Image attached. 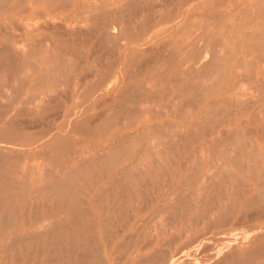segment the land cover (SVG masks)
Listing matches in <instances>:
<instances>
[{
	"label": "rangeland",
	"instance_id": "obj_1",
	"mask_svg": "<svg viewBox=\"0 0 264 264\" xmlns=\"http://www.w3.org/2000/svg\"><path fill=\"white\" fill-rule=\"evenodd\" d=\"M0 37V264H264V0H0Z\"/></svg>",
	"mask_w": 264,
	"mask_h": 264
},
{
	"label": "bare ground",
	"instance_id": "obj_2",
	"mask_svg": "<svg viewBox=\"0 0 264 264\" xmlns=\"http://www.w3.org/2000/svg\"><path fill=\"white\" fill-rule=\"evenodd\" d=\"M83 2H84V1H83ZM86 4H87V3H86ZM84 6H85V5H84ZM112 12H113V11H112ZM107 17H108V16H107ZM107 17H106V19H107ZM104 21H107V20H104ZM104 21H100V22H98V23H101V22H104ZM105 23H106V22H105ZM110 23H111V20H110ZM70 24H72V23H70ZM26 25H27V23H26ZM26 25H25V28H26ZM65 25H66V23H65L63 26H65ZM98 25H100V24H98ZM101 25H102V23H101ZM101 25H100V26H101ZM105 25H108V23H107V24H104V27H105ZM20 26H21V25H20ZM66 26H67V25H66ZM68 26H69V25H68ZM68 26H67V28H68ZM117 26H118V25L115 24V23L109 24V26H108L109 29L107 28V29H108V34L110 35V33H111V34L116 33L117 30L114 32V29H116ZM96 27H98V26H96ZM13 28H14V26H13ZM29 28H30V27H29ZM64 28H65V27H64ZM71 28H72V27H71ZM100 28H101V27H100ZM20 29H21V27H20ZM75 29H76V27H75ZM79 29H80V28H79ZM17 30H18V29H17ZM23 30H24V28H23ZM25 30H26V29H25ZM64 30H65V29H64ZM76 30H78V29H76ZM80 30H81V29H80ZM95 30H96V28H95ZM109 30H110V31H109ZM7 31H8V30H7ZM15 31H16V30H15ZM27 31H29V30L27 29ZM66 31H67V30H66ZM66 31H64V32H66ZM68 31H69V30H68ZM97 31H98V30H97ZM9 32H10V31H9ZM12 32H13V31H12ZM20 32H21V30H20ZM24 32H26V31H24ZM70 32H71V33H68V34H72V35H73L74 31H70ZM72 32H73V33H72ZM81 32H82V30H81ZM81 32H79V31L77 32V31H76V34H79V35H80ZM109 32H110V33H109ZM104 33L107 34L106 31H105ZM104 33H103V35H104ZM5 34H6V33H5ZM10 34H11V33H10ZM16 34H17V33H16ZM19 34H20V33H19ZM108 34H107L106 36H108ZM119 34H120V33H119ZM138 34H139V33H138ZM14 35H15V34H14ZM64 35H65V34H64ZM79 35H77V36H79ZM115 35H116V34H115ZM4 36H5V35H4ZM17 36H19V35H17ZM21 36H22V34H21ZM73 36H74V35H73ZM116 36H117V35H116ZM119 36H120V35H119ZM111 37H112V35H111ZM117 37H118V36H117ZM128 37H129V36H128ZM132 37H133V36H132ZM0 38H1V37H0ZM5 38H6V37H5ZM14 38H15V37H14ZM18 38H19V37H17V39H18ZM23 38H25V37H23ZM10 39H11V38H10ZM25 39H26V38H25ZM110 39H112V38H110ZM110 39H108V40L110 41L109 43L114 44V43L112 42V40H110ZM128 39H129V38H128ZM133 39H134V38H133ZM6 40H7V39H6ZM20 40H21V39H20ZM129 40H132V39H129ZM4 41H5V40H4ZM17 41H18V40H17ZM27 41H28V40H27ZM23 43H24V42H22V44H23ZM26 43H27V42H26ZM28 43H29V41H28ZM24 44H25V43H24ZM4 45H5V43H4ZM4 45H3V46H4ZM12 45H13L12 47H14L13 49H15V52H17V51H19V53L22 52V51L20 50L21 48L17 46V45H21V44H18V42H17L16 45H15V43H12ZM25 45H26V44H25ZM114 45H115V44H114ZM138 45H139V44H138ZM7 46H9V44H8ZM7 46H4V47H7ZM10 46H11V45H10ZM22 46H23V45H22ZM27 46H28V44H27ZM186 46H189V45H186ZM9 48H10V47H9ZM9 48H7V49H9ZM23 48H24V47H23ZM11 50H12V49H10V51H11ZM23 50H24V49H23ZM5 51H6V50H5ZM7 51H8V50H7ZM15 52H14V53H15ZM8 53H9V52H8ZM11 53H12V52H11ZM24 53H25V52H24ZM22 54H23V52H22L20 55H22ZM9 55H10V54H9ZM9 55H8V56H9ZM12 55H13V54H12ZM18 55H19V54H18ZM10 57H11V55H10ZM13 57H14V56H13ZM1 65H2V64H1ZM61 66H62V64H61ZM0 67H2V66H0ZM60 68H61V67H60ZM50 73H52V72H50ZM48 74H49V73H48ZM82 78H83V77H82ZM82 78H81V80H82ZM83 79H84V78H83ZM93 79H94V78H93ZM81 80L79 79L78 81H81ZM92 81H93V80H92ZM95 81H96V80H95ZM37 82H38V81H37ZM83 82H84V80H83ZM83 82H82V83H83ZM89 83H90V82H89ZM94 83H95V82H94ZM96 83H97V82H96ZM91 84H93V82H92ZM91 84H89L88 86H90ZM7 86H8V85H6V87H7ZM92 86H93V85H92ZM2 87L4 88L5 86H2ZM2 87H1V89H2ZM10 88H11V87H9L8 89L6 88V89L8 90L7 92H9V91L11 90ZM44 88H45V87H44ZM90 88H91V87H90ZM1 89H0V97H4L3 94H7V93H5L6 91L3 92V91H2L3 89H2V90H1ZM9 89H10V90H9ZM95 89H96V88H95ZM96 90H97V89H96ZM2 92H3V94H1ZM10 92H12V91H10ZM10 92H9V93H10ZM46 92H48V91H46ZM46 92H45V93H46ZM49 92H50V91H49ZM9 93H8V95H9ZM45 93H44V92H43V93L40 92V94H42V95L45 96V97H44V100H45V98H46L47 95L51 97V96L53 95L54 91L52 92V95H51V93H50V95H49V93H47V95H46ZM38 94H39V93H38ZM54 94H56V93H54ZM57 94H58L57 96L59 97V96H60L59 93H57ZM8 95L6 96V100H8V99L10 98ZM42 95H41V96H42ZM91 95H92V94H91ZM10 96H11V94H10ZM37 96H38V95H37ZM57 96H56V97H57ZM7 97H8V98H7ZM35 97H36V96H33V98H32V96H31L32 99H35ZM52 97H55V95H53ZM41 98H42V97H41ZM0 99H2V98H0ZM32 99H31V101H30V99H28V100L30 101V103H32V104L34 105V107H36V105H37L39 102H41V101L43 100V98L40 100L39 97H38V99H39L40 101L38 100V103L35 105V102H34L35 100H32ZM52 99H53V98H52ZM2 100H3V99H2ZM47 100H50V99H47ZM0 101H1V100H0ZM4 101H5V98H4ZM29 101H28V102H29ZM45 101H46V100H45ZM1 102H2V101H1ZM1 102H0V105H1ZM233 102H236V101H233ZM6 103H7V102H6ZM8 104H9V103H7L6 106H7ZM2 105H3V104H2ZM3 106H5V104H4ZM37 106H39V104H38ZM4 127H6V126H4ZM7 129H8V128H7ZM14 137H15V135H14ZM226 155H227V154H226ZM92 157H93V156H92ZM224 157H227V156H224ZM97 158H98V157H97ZM0 159H1V160L3 159V155L1 156ZM91 159H92V158H91ZM93 159H94V158H93ZM1 160H0V161H1ZM2 161H3V160H2ZM91 161H92V160H91ZM94 161H95V159H94ZM96 162H97V161H96ZM91 163H92V162H91ZM71 164H72V163H71ZM95 164H96V163H95ZM22 165H23V164H22ZM88 165H90V163H89ZM14 166H15L14 168L18 167V166H16V165H14ZM71 166H73V165H71ZM85 166H86V165H85ZM20 167H21V166H20ZM22 167L25 168L26 165L24 164V166H22ZM34 167H35V166H34ZM34 167H33V168H34ZM38 167H39V166H38ZM75 167H77V166H75ZM75 167H73L72 169H74ZM87 167H88V166H87ZM24 168H23V169H24ZM81 168H82V167H81ZM81 168H80V169H81ZM128 168H129V167H128ZM262 168H263V167H262ZM12 169H13V168H12ZM12 169L10 170L11 172H9V173H12V172H13ZM17 169H18V168H17ZM17 169H16V170H17ZM19 169H21V168H19ZM26 169H27V168H26ZM77 169H78V167H77ZM77 169L75 168L74 171L72 170V173H73V172H76ZM121 169H122V167H121ZM16 170H14V174L16 173V172H15ZM21 170H22V169H21ZM35 170H36V169H35ZM35 170L33 171L34 173H36ZM40 170H41V169H40ZM70 170H71V169H70ZM82 170H83V169H82ZM18 171H19V170H18ZM18 171H17L16 174H18ZM126 171H127V170H126ZM129 171H130V172H129ZM129 171H128V172L131 173V167L129 168ZM25 172H26V171H25ZM37 172H38V171H37ZM65 172H66V171H65ZM65 172H64V173H65ZM67 172H68V170H67ZM67 172H66V173H67ZM70 172H71V171H70ZM132 172H134L133 174H135V171H132ZM140 172H141V171H140ZM21 173H22V171H21ZM21 173H20V175H21V178H22V174H21ZM38 173H40V172H38ZM41 173H42V171H41ZM72 173H71V174H72ZM117 173H119V172L117 171ZM129 173H126V175H128ZM32 174H33V173H32ZM121 174H123V173H121ZM133 174H132V175H133ZM251 174H252V173H251ZM20 175H19V176H20ZM67 175H68V174H67ZM67 175H65V177H66V178H69ZM73 175H75V173H73ZM77 175H78V174H77ZM77 175H76V176H77ZM119 175H120V173H119ZM124 175H125V173L122 175V177H119V178H122V179H123V176H124ZM136 175H137V172H136ZM136 175H135V176H136ZM252 175H253V174H252ZM17 176H18V175H17ZM17 176H16V178H17ZM24 176L26 177V175H24ZM40 176H41V174H40ZM128 176H130V175H128ZM128 176H127V178L129 179ZM204 176H205V175H204ZM11 177L14 178V176H11ZM36 177H39V176H36ZM62 177H63V176H62ZM71 177H72V176H71ZM71 177H70V178H71ZM202 177H203V175H202ZM202 177H201V179L203 180ZM13 178H12V179H13ZM57 178H58L59 180H61V179L59 178V176L56 177L55 179H57ZM76 178L80 179V177H76ZM119 178H116V180H119ZM209 178H210V177H209ZM16 180H17V179H16ZM71 180H72V179H71ZM120 180H121V179H120ZM120 180H119V181H120ZM19 181H20V180H19ZM19 181L17 180L18 185H19ZM63 181H64V179H63ZM63 181H61V182L59 183V184L62 183L60 186H59L58 183H55V185H53V184L50 185L49 188L57 189V188H59V187H61V186L64 185V184H63V183H64ZM66 181H68V180H66ZM73 181H74V180H72V182H73ZM112 181H113V180H112ZM114 181H115V180H114ZM121 181H122V180H121ZM200 181H201V180H200ZM17 182H16V183H17ZM74 182H75V181H74ZM78 182H79V180H78ZM126 182H127V180H126ZM204 183H205V181H204ZM262 183H263V182H262ZM18 185H17V186H18ZM66 185H67V182H65V186H66ZM123 185H124V184H123ZM258 185H259L258 188H261V187H262V186L260 187V184H258ZM262 185H263V184H262ZM15 186H16V185H15ZM15 186H13L14 188L17 189V190H16L17 192L15 191V193H16V195H19V196H20V194H19L20 191H19V193H18V190L20 189V187L18 186V188H19V189H18L17 186H16V187H15ZM43 186H45V185H43ZM43 186H42V187H39L38 189H36V191H32V192H37L38 195H39V193H40V194L43 193L42 191L45 190L44 188H46L45 191L48 190V192H49V188H47L48 186H45V187H43ZM69 186H70V185H69ZM124 186H125V185H124ZM201 186H202V185H201ZM201 186H199L200 188H199V187H198V188L201 189ZM250 186H251V185H250ZM10 187H11V186H10ZM22 187H23L22 189H24V186H22ZM263 187H264V186H263ZM263 187H262V188H263ZM1 188H2V187H1ZM250 188H252V187H250ZM256 188H257V187H256ZM12 189H13V188H12ZM61 189H62V187H61ZM58 190H59V189H58ZM256 190H258V189H256ZM256 190H255V192L257 193ZM263 190H264V189H263ZM51 191H52V190H51ZM56 191H57V190H56ZM56 191H55V192H56ZM62 191H63V190H62ZM68 191H69V190H68ZM70 191H72V192H70V193H68V194L71 195V193H73V190H72L71 187H70ZM74 192H75V191H74ZM242 192H244V193L246 192V193H247V192H249V190H248V191H245V189H244V191H242ZM250 192H251V191H250ZM261 192L264 193V191H261ZM261 192H260V193H261ZM1 193H3V192L0 191V194H1ZM17 193H18V194H17ZM24 193H25V192H24ZM24 193H23V194H24ZM57 193H59V192L57 191ZM63 193H64V192H63ZM256 193H255V194H256ZM46 194H47V192H45V195H46ZM76 194H77V193H76ZM8 195H9V194H8ZM8 195H7V197H8ZM10 195H12V198L15 196V194H10ZM45 195H44V197H45ZM55 195H56V194H55ZM70 195H69V196H70ZM74 195H75V194H74ZM237 195H238V194H237ZM240 195H241V193H240ZM253 195H254V194H253ZM34 196H35V198H34L35 200L38 199V198H37V197H38L37 195H34ZM50 196H51V195H50ZM50 196H49V197H50ZM60 196H62V194H60ZM71 196H72V195H71ZM75 196H76V195H75ZM231 196H233V197H232V198H233V201H235V199H237V198L234 199V195H231ZM241 196H242V195H241ZM255 196L257 197V200H255ZM260 196H261V194H258V196H257V194H256V195L253 196L254 198H253L252 200H255V202L258 201V200H259L258 198H259ZM1 197H2V196H0V198H1ZM41 197H42V196H41ZM44 197H43V198H44ZM49 197H48V198H49ZM65 197H66V195H65ZM9 198H10V197H9ZM18 198H19V197H18ZM71 198H73V197H71ZM75 198H77V197H75ZM251 198H252V197H249V199H251ZM263 198H264V197H263ZM2 199H4V198L2 197ZM13 199H14V198H13ZM13 199H12V200H13ZM39 199H40V198H39ZM39 199H38V200H39ZM59 199H60V198H59ZM61 199H62V198H61ZM247 199H248V197H247ZM17 200H18V199H17ZM35 200H34V201H35ZM38 200H37V201H38ZM40 200H41V199H40ZM56 200H57V198H56ZM66 200H67V198H66ZM79 200H80V199H79ZM252 200H250L249 203H251ZM261 200H263V199H261ZM261 200H260V201H261ZM0 201H1V200H0ZM47 201H50V198L47 199L46 202H47ZM51 201H52V200H51ZM53 201H55V199H53ZM59 201H60V200H59ZM73 201L76 202L75 200H73ZM237 201H238V200H236L235 203H238V202H239V201H238V202H237ZM263 201H264V200H263ZM12 202L16 204V202H14V201H12ZM12 202H11V200H7L6 202H0V209H1L2 211H4V210H7V211H8V210H11V208H12ZM39 202H41V201H39ZM57 202H58V201H57ZM247 202H248V200H247ZM76 203H78V202H76ZM235 203H234V204H235ZM245 203H246V202L244 201V204H245ZM256 203L258 204V202H256ZM263 203H264V202H262V204H263ZM35 204H36V206H37V205H40V203H38V202L35 203ZM35 204L32 206V208L35 206ZM62 204H63V203H62ZM70 204H71V203H70ZM242 204H243V203H242ZM244 204H243V205H244ZM47 205H48V202H47ZM237 205H238V204H237ZM259 205H260V206H263V205H261V203H259ZM36 206H35V207H36ZM48 206H49V205H48ZM58 206H59V205H58ZM69 206H70V205H69ZM230 206H231V205H230ZM230 206H228L227 208H229ZM234 206H235V205H234ZM244 206L246 207V204H245ZM252 206H254V205H253V202H252ZM13 207H14V206H13ZM35 207H34L33 209H35ZM37 207H39V206H37ZM37 207H36V208H37ZM64 207H65V206H64ZM78 207H79V205H78ZM245 207H244V208H245ZM247 207H248V204H247ZM249 207H251L250 204H249ZM257 207H258V206H257ZM15 208H16V205H15ZM60 208H61V207H60ZM75 208H77V207H75ZM79 208H80V207H79ZM79 208H78V209H79ZM234 208H236V207H234ZM251 208H252V207H251ZM262 208H264V206H263ZM72 209H73V208H72ZM78 209H77V210H78ZM84 209H85V208H84ZM111 209H113V210H112V215H113V214H114V213H113L114 208H111ZM229 209H230V208H229ZM241 209H242V208H241ZM248 209H249V208H248ZM226 210H227V209H226ZM231 210H232V209H231ZM12 211H13V210H12ZM71 211H72V210L70 209V212H71ZM227 211H228V210H227ZM10 212H11V211H9V213H10ZM14 212H15V211H14ZM114 212H115V211H114ZM223 212H224V211H223ZM230 212H231V211H230ZM232 212H233V211H232ZM232 212H231V214H233ZM62 213H63V210H62ZM10 214H11V213H10ZM10 214H8V215L10 216ZM84 214H88V212H86V213H84ZM84 214H82V215H83V218L85 217ZM223 214H224V213H223ZM13 215H14V214H13ZM15 215H17L16 212H15ZM15 215H14V216H15ZM73 216H74V215H73ZM88 216H89V215H88ZM220 216H221V217H220V219H221V218H222V215H220ZM229 216H231V215H229ZM3 217H4V216H3ZM3 217H2L1 219H4V218H5V217H4V218H3ZM10 217H11V216H10ZM63 217H64V216H63ZM81 217H82V216H81ZM223 217H224V215H223ZM59 218H60V217H59ZM64 218H65V217H64ZM73 218H74V217H73ZM110 218H112V217H110ZM8 219H9V221H8L7 223H10L11 218H8ZM12 219H13V217H12ZM62 219H63V218H62ZM224 219H225V217H224ZM4 220H5V219H4ZM15 220H16V218H15ZM15 220H13V221H15ZM59 220H61V219H58V221H57V219H56V222H59ZM66 220H67V219H65V221H66ZM73 220H74V219H73ZM73 220H72V221H73ZM76 220H77V219H76ZM90 220H91V218H90ZM106 220H107V219H106ZM108 220H111V219H108ZM0 221H1V220H0ZM2 221H3V220H2ZM2 221H1V222H2ZM6 221H7V220H6ZM62 221H63V220H62ZM69 221H70V218H69ZM1 222H0V224H1ZM4 222H5V221H4ZM49 222H52V221H48V223H46L47 225L44 224V225H45V228H44L45 230H46V228H48V225H51V224H52V223L49 224ZM76 222L79 223L78 220H77ZM88 222H89V221H88ZM94 222H95V220H94ZM104 222H105V221H104ZM63 223H64V222H62L61 224H63ZM70 223H71V222H70ZM95 223H97V222H95ZM106 223H109V221L106 222ZM106 223H105L104 225H106ZM12 224H13V226H14V222H13ZM15 224H16V223H15ZM71 224H72V223H71ZM80 224H81V223H80ZM101 224H102V223H101ZM7 225L11 226L10 224H7ZM32 225H33V223H32ZM40 225H41V224H37V226H38L39 228H42L43 224H42L41 226H40ZM55 225H56V224H55ZM46 226H47V227H46ZM63 226H66V225H61V226H59V227H58V226H57V227L55 226V227H54V229L56 228V229H55V232H56V230H57L58 228L63 227ZM85 226H87V225H85ZM38 227H37V229H39ZM67 227H68V226H66V228H67ZM101 227H102V225H101ZM49 228H50V226H49ZM79 228H81V227H79ZM85 228H86V227H85ZM34 229H36V227H35ZM37 229H36L35 231H37ZM68 229L71 230L69 227H68ZM28 230L30 231V229H28ZM39 230H40V229H39ZM50 230H51V229H50ZM50 230H48V232H47V231L45 232V231H43V229H41V232H40L39 234H38V231H37V233H36V234H38V236H37L36 234H34V235H29V234H27V233H25V232L23 231L22 234H21L20 236H18V237H16V238L14 239V240H15L14 242H13V240H12L13 238L11 237V241H12V243H13L14 246H15V242H17V241L19 242V240H25V239H26V240L33 241L32 238H34V239H35V238L38 239L37 237H40V238L43 237V238H44L45 234L43 233V234H44V235H43V234H41V233H42V232L49 233ZM69 230H68V231H69ZM26 231H27V230H26ZM29 231H27V232H29ZM35 231H34V233H35ZM52 231H53V230H52ZM60 231H61V230H60ZM68 231H66L67 234H68ZM72 231H73V230L70 231V234H69V240H71V238L73 237V233H72ZM31 232H32V231H31ZM63 232H64V230H63ZM77 232H78V231H77ZM6 233H7V232H6ZM18 233H19V232H18ZM20 233H21V232H20ZM23 233H24V234H23ZM51 233H52V232H51ZM57 233L59 234L60 232H57ZM14 234H15V233H14ZM32 234H33V232H32ZM49 234H50V233H49ZM54 234H55V233H54ZM5 235H7V234H5ZM5 235H3V236H5ZM42 235H43V236H42ZM56 235H57V234H56ZM56 235H54V238H57V239H58V237H57ZM61 235H62V234H60L59 236H61ZM64 235H65V233H64ZM74 235H75V233H74ZM91 235H92V234H91ZM48 236H50V237H48V238H51V237H52L51 235H48ZM55 236H56V237H55ZM62 236H63V235H62ZM70 237H71V238H70ZM75 237H76V236H75ZM3 238H4V237H3ZM65 238H66V237H65ZM36 239H35V240H36ZM46 239H47V238H46ZM57 239H56V241H55V239H54L55 244L57 243ZM61 239H62V237H61ZM72 239H73V238H72ZM16 240H17V241H16ZM35 240H34V242H37V240H36V241H35ZM48 240H50V239H48ZM58 240H59V239H58ZM86 240H87V239L85 238V242H87ZM7 241H8V240H7ZM9 241H10V240H9ZM39 241L42 242L41 239H40ZM39 241H38V243L41 244V242H39ZM46 241H47V240H46ZM50 241H51V240H50ZM63 241H65V240L63 239ZM227 241H228V240H227ZM0 242H1V241H0ZM22 242H23V241H22ZM22 242H20V243H22ZM48 242H49V241H48ZM48 242H47V244H45L46 246H50V245H48ZM72 242H73V241H72ZM230 242H231V241H230ZM38 243H37V244H38ZM42 243H43V242H42ZM50 243H51V242H50ZM50 243H49V244H50ZM68 243H69V242H68ZM13 244H12V246H13ZM60 244H62V243H60ZM85 244H86V243H83L82 245L84 246ZM237 244H238V243H237ZM10 245H11V244H10ZM68 245L70 246L71 244H68ZM82 245H80V247H81ZM224 245H225V244H224ZM6 246H7V245H6ZM12 246H11V248L14 247V246H13V247H12ZM85 246H86V245H85ZM220 246H221V245H220ZM237 246H238V245H237ZM57 247H58V246H57ZM61 247H62V246H61ZM71 247H72V246H71ZM234 247H236V246H234ZM7 248H10L9 245H8ZM63 248H64V247H63ZM82 248H83V247H82ZM237 248H238V247H237ZM240 248H241V247H240ZM244 248H245V247H244V245H243V249H242V250H244ZM52 249H53V248H52ZM52 249H51V250H52ZM54 249L56 250V248H54ZM245 249H246V248H245ZM7 250H8V249H7ZM57 250H58V248H57ZM63 250H64V249H63ZM63 250H62V248H61V252H64ZM240 250H241V249H239V252H240ZM15 251H16V247H15ZM96 251H97V250H96ZM96 251H93V252H95V253H93L92 255H90L91 252H90L89 254H87L86 252H84V253H82L81 255H82V256H87V257H88V255H90V257L93 258V264H95V263L97 264V263H99V262H101V264H103L104 262H102V261H103L104 259L102 258V254L100 255V254H99L100 252L97 253ZM234 251L236 252V251H238V249H237V250L234 249ZM56 252H58V251H56ZM232 252H233V251H232ZM239 252H236V253H239ZM50 253L52 254V252H50ZM85 253H86V255H83V254H85ZM233 253H234V252H233ZM243 253H244V252H243ZM56 254L58 255L59 253H56ZM62 254H63V253H62ZM239 254H240V253H239ZM244 254H245V253H244ZM244 254H243V255H239L238 257H240V256L243 257ZM52 255H53V256H56V255H54V253H53ZM90 257H89V258H90ZM146 258H147V257H146ZM94 261H95V263H94ZM146 261H147V259H146ZM88 263H91V262H89V260H88Z\"/></svg>",
	"mask_w": 264,
	"mask_h": 264
}]
</instances>
